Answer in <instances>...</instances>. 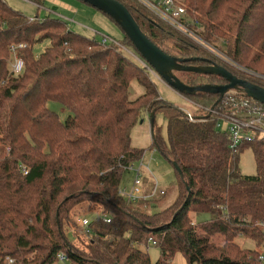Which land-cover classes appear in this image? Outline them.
I'll return each mask as SVG.
<instances>
[{
  "label": "trees",
  "instance_id": "trees-1",
  "mask_svg": "<svg viewBox=\"0 0 264 264\" xmlns=\"http://www.w3.org/2000/svg\"><path fill=\"white\" fill-rule=\"evenodd\" d=\"M118 1L166 54L194 59L186 65L216 63L264 88V74L254 68L264 64V0H183L202 27V40L228 39L227 56L257 75L219 59L137 0ZM122 33L120 45L98 42L60 17L31 19L0 0V264L7 258L10 264H57L61 253L68 257L63 264H172L178 254L186 264H263L259 250L236 240L264 243V139L243 142L234 152L215 115L196 113L191 121L160 99L150 73L122 49L136 51ZM45 39L51 46L35 57L33 47ZM15 53L24 63L20 72L13 70ZM177 75L189 86L227 83L214 75ZM134 79L145 93L130 100ZM186 97L204 108L217 109L222 101L208 93ZM49 101L72 115L62 121ZM143 110L165 117L168 141L154 123L152 144L183 175L174 169L177 198L156 212L158 199L131 201L120 192L125 167L146 152L131 145ZM244 149L254 155L256 174L238 167ZM83 203L110 213V223L99 216L87 227L71 221V210ZM205 215L209 221L199 225ZM151 239L161 250L156 262L143 250Z\"/></svg>",
  "mask_w": 264,
  "mask_h": 264
},
{
  "label": "rangeland",
  "instance_id": "rangeland-1",
  "mask_svg": "<svg viewBox=\"0 0 264 264\" xmlns=\"http://www.w3.org/2000/svg\"><path fill=\"white\" fill-rule=\"evenodd\" d=\"M15 10L21 12L23 15H27L29 18H44L50 16L62 17L63 20L67 21L68 27L73 31L85 35L91 38H95L96 41H102L104 38L110 40H121L123 33L121 29L113 23L104 13L97 11L92 6L79 0H3ZM228 40V39H227ZM225 38L219 37L216 42L208 41L210 43L211 50L218 54L221 51V56L226 63L232 66H236L244 72L255 74L252 71L245 69L234 63L225 54L227 49V41ZM50 41L48 39L42 40L36 43L32 49L35 57H39L41 53L45 52L49 48ZM126 54L136 61L142 68L146 69L150 73L152 81L157 86L159 98L173 104L175 107L184 111L194 113L196 112V105L190 102L184 95L175 92L169 86H167L162 79L158 78L157 74L145 64L144 60L139 54L133 50L132 47L127 48L122 45ZM173 51V50H172ZM16 58L20 59L15 53L11 58L13 65L16 63ZM21 60V59H20ZM254 68L258 73L264 74V64L255 65ZM156 75H155V74ZM257 75V74H255ZM145 93L144 87H142L135 79L129 84V99L135 100L141 97ZM48 107L59 115L62 121H66L69 116L72 115L71 111L59 102L49 101L47 102ZM147 110H143L140 113L139 122L132 128L131 133V145L139 149L145 150L143 161L145 167L142 169V187L149 195L152 193L154 185L157 186L158 195L154 196L158 199L156 203L152 205V211H160L165 209L174 203L178 194V177L170 161L166 159L157 147L152 144V131L151 128V116ZM155 125L160 127L161 135L165 142L168 141L167 121L163 114L157 112L154 114ZM142 121V123H141ZM223 129L226 130V123L223 122ZM238 167L241 173L245 175L256 174V162L254 155L250 149H244L238 157ZM135 172H125L121 187L128 192L131 184L134 180ZM160 191H165L164 196L160 195ZM101 210L100 206L92 203H83L76 205L70 212L71 221H75L79 215L85 216L88 220H93L96 217L93 212ZM92 212V213H91ZM203 218V217H202ZM202 218L197 219L198 224L204 223ZM66 227V224L64 225ZM68 227V226H67ZM73 228V227H72ZM74 229V228H73ZM73 231H68L67 235L71 241L75 238L72 234ZM239 246L251 250L256 249V245L253 240L240 236L236 240ZM75 248L79 251H84V245L80 241H76ZM259 251L264 255V243L259 246ZM143 250L148 251L151 262H156L161 256V250L155 245H149L143 247ZM57 264H63L57 263Z\"/></svg>",
  "mask_w": 264,
  "mask_h": 264
},
{
  "label": "built area",
  "instance_id": "built-area-1",
  "mask_svg": "<svg viewBox=\"0 0 264 264\" xmlns=\"http://www.w3.org/2000/svg\"><path fill=\"white\" fill-rule=\"evenodd\" d=\"M141 5H144L147 9L159 17L173 29L175 28L181 32L186 38L192 40L193 42L201 45L203 48H206L213 55L217 56L219 59L224 60L218 54H221V51H218V54H215L210 47V43L206 40H202L199 32L202 30L201 25H199L196 18H194L189 10H187L186 5L183 0H137ZM103 41H110L118 43L115 40H110L104 38ZM120 45V43H118ZM22 47V45H20ZM122 47V46H121ZM122 49H125L122 47ZM226 54V53H225ZM227 55V54H226ZM228 57V56H227ZM16 63L13 65V70L15 72H20L23 68V60L16 58ZM233 65V64H231ZM155 74V73H154ZM156 75V74H155ZM188 99V98H187ZM221 101V106L217 109L215 108H204L201 104L196 103L193 100H190L193 104L196 105V112L190 113L187 111L183 112L187 115L188 119L192 121L196 116V113L201 115H215L216 127L221 131H225L230 140V147L234 152H237L239 147L243 142H251L255 138L264 139V107L258 101L254 99L247 98L242 93L238 91H231L223 96ZM189 100V99H188ZM223 122L226 123V130L222 128ZM132 165L126 166V172H135L134 180L131 184V187L128 192H126L122 187L120 192L123 196L131 201L138 199H154V196L158 195L157 186L154 185L153 192L145 194L143 191V181H142V169L145 167L143 157ZM27 172H25L26 174ZM165 191H160V195L164 196ZM103 221L110 223L111 214H104L99 216ZM90 220L84 216H78L77 222L87 227L90 225ZM261 228L264 232V226L261 225ZM155 245L154 240H150L148 245ZM259 260L264 264V255L260 252ZM7 263H12V260L7 258ZM68 261V257L61 253L59 255V262L64 263Z\"/></svg>",
  "mask_w": 264,
  "mask_h": 264
},
{
  "label": "water",
  "instance_id": "water-1",
  "mask_svg": "<svg viewBox=\"0 0 264 264\" xmlns=\"http://www.w3.org/2000/svg\"><path fill=\"white\" fill-rule=\"evenodd\" d=\"M92 6L97 11L108 15L125 33L127 38L133 43L137 53L144 60L145 64L152 69L162 81L173 89L175 92L186 96L195 94H213L220 97L225 96L231 91H238L247 98H252L264 105V88L233 75L228 69L219 66L216 63H211L205 66L186 65L194 61V59H182L177 56L166 54L160 47L152 42L148 36L139 27L133 14L118 0H79ZM65 21V20H64ZM177 72L196 73L200 75H214L222 77L226 80V84L211 85L205 84L201 86H189L181 81ZM151 116V128L154 125V112ZM142 123V121H141ZM173 168L182 175L181 169L176 163H173Z\"/></svg>",
  "mask_w": 264,
  "mask_h": 264
},
{
  "label": "crops",
  "instance_id": "crops-1",
  "mask_svg": "<svg viewBox=\"0 0 264 264\" xmlns=\"http://www.w3.org/2000/svg\"><path fill=\"white\" fill-rule=\"evenodd\" d=\"M60 18H62V17L60 16ZM66 22H67V21H66ZM69 28H70V27H69ZM143 191H145L144 188H143ZM145 194H147L146 191H145ZM91 213H92V212H91ZM101 213H102V212H101L100 210H96V211L93 212V215H94L95 217H98V216L101 215ZM79 216H81V215H79ZM84 217H85V216H84ZM202 217H203V218H202ZM201 218L204 220V223L209 221L208 216H206V215H205V216H201ZM239 238H240V237H239ZM239 238H238V239H239ZM259 248H260V247L256 245V249L259 250ZM256 249H255V250H256ZM172 264H186V261H185L184 256H183L182 254H178V255H176L175 258H174L173 261H172Z\"/></svg>",
  "mask_w": 264,
  "mask_h": 264
},
{
  "label": "bare ground",
  "instance_id": "bare-ground-1",
  "mask_svg": "<svg viewBox=\"0 0 264 264\" xmlns=\"http://www.w3.org/2000/svg\"><path fill=\"white\" fill-rule=\"evenodd\" d=\"M159 78V77H158ZM163 82V81H162ZM182 110V109H181ZM151 120V119H150Z\"/></svg>",
  "mask_w": 264,
  "mask_h": 264
}]
</instances>
